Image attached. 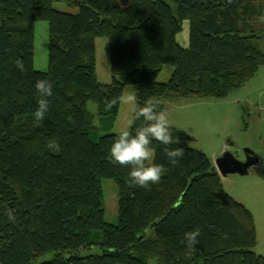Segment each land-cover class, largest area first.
Here are the masks:
<instances>
[{"label":"trees","instance_id":"1","mask_svg":"<svg viewBox=\"0 0 264 264\" xmlns=\"http://www.w3.org/2000/svg\"><path fill=\"white\" fill-rule=\"evenodd\" d=\"M62 1L78 11L55 9ZM38 22L50 25L46 72L35 69ZM99 37L111 40L106 85L97 77ZM167 65L173 78L161 83ZM262 67L264 0H0V264H32L51 251L55 257L42 264H264L254 252L253 213L227 193L194 136L171 125L179 143L170 147H183L184 157L170 165L164 145L153 141V162L165 174L151 190L132 188L130 169L109 162L117 134L94 140L98 126L88 108L94 102L111 128L121 104L105 112L104 100L129 85H137L141 106L159 101L163 110L170 100L227 97ZM45 78L53 95L37 127L34 85ZM143 123L135 121L133 133ZM51 140L59 151L46 147ZM104 179L119 190L117 224L106 220ZM196 227L202 234L189 255L181 241ZM95 248L101 253H89Z\"/></svg>","mask_w":264,"mask_h":264},{"label":"rangeland","instance_id":"2","mask_svg":"<svg viewBox=\"0 0 264 264\" xmlns=\"http://www.w3.org/2000/svg\"><path fill=\"white\" fill-rule=\"evenodd\" d=\"M54 8L68 13H76L78 7L69 2L62 1L54 4ZM36 56L35 69L46 72L49 66V23L36 24ZM184 32L180 34L179 41L183 43L184 35L189 36V21L184 22ZM107 37L96 40L97 77L103 84L112 83L111 73V44ZM175 67L167 65L160 73L159 82L167 83L174 73ZM137 85H129L124 89V94L137 95ZM134 105L121 104V110L116 117L113 127L108 128L109 120L101 119L98 107L94 102L88 104L90 112L95 116L98 132L92 135L94 140L109 134H118L121 129L128 126L133 117ZM165 111L169 122L174 127L186 131L194 136L193 147L202 150L212 159L216 168V158L225 150H230L240 160L244 158L246 148L255 150L264 160V67L247 81L241 88L234 90L224 98H207L200 100H170L166 101ZM155 158V157H154ZM227 193L232 195L253 213L258 230V243L254 252L264 256V178L258 173L249 176L231 175L222 177ZM103 189L106 203V220L117 224L119 220V190L113 179L103 180ZM148 237H155L153 231L148 232ZM89 253H101L98 248ZM87 254L83 251L82 255ZM54 252L36 258L32 264H42L51 261ZM152 260L149 264H158Z\"/></svg>","mask_w":264,"mask_h":264},{"label":"clouds","instance_id":"3","mask_svg":"<svg viewBox=\"0 0 264 264\" xmlns=\"http://www.w3.org/2000/svg\"><path fill=\"white\" fill-rule=\"evenodd\" d=\"M16 67L23 73L26 71L24 62L17 59ZM38 100V107L33 113L35 125L40 127L46 114L49 112V97L53 95V83L50 79H38L34 85ZM118 104L134 105L133 117L126 128L121 129L115 136L108 152L109 162L114 165L128 167V186L132 188H144L151 190V186L158 184L165 174V167L161 164L154 163V149L151 147L152 142L156 141L164 145L163 152L170 165H178L184 157L185 149L183 147L171 148L173 143H179L173 139L169 117L165 111L160 110L159 101H147L141 106L137 101L134 93L121 94L119 97L105 98L104 111L110 112ZM143 120V124L132 128L137 120ZM46 147L52 151H59L58 142L51 140ZM8 219L15 222L14 210L7 209ZM202 232L199 227L184 233L181 243L185 244L188 254L196 250L199 243V237ZM225 238L227 235L225 234Z\"/></svg>","mask_w":264,"mask_h":264},{"label":"water","instance_id":"4","mask_svg":"<svg viewBox=\"0 0 264 264\" xmlns=\"http://www.w3.org/2000/svg\"><path fill=\"white\" fill-rule=\"evenodd\" d=\"M122 2L123 5H128L129 0H122ZM216 159V167L221 177L226 178L239 174L240 176H249L250 174L258 173L259 176L264 178V160L255 150L246 148L244 150V158L240 160L231 149H228Z\"/></svg>","mask_w":264,"mask_h":264},{"label":"crops","instance_id":"5","mask_svg":"<svg viewBox=\"0 0 264 264\" xmlns=\"http://www.w3.org/2000/svg\"><path fill=\"white\" fill-rule=\"evenodd\" d=\"M179 39H180V38H179ZM183 39H184V41H183V43H182L181 45H183L184 47H187V45H189V36H187V33H185ZM179 42H180V41H179ZM180 43H181V42H180ZM165 105H166V103H165ZM164 108H165V106H164ZM216 170H217V172H218L217 167H216ZM218 173H219V172H218Z\"/></svg>","mask_w":264,"mask_h":264}]
</instances>
